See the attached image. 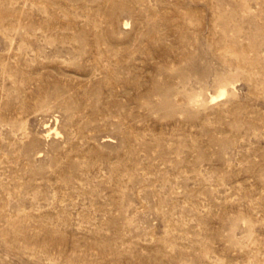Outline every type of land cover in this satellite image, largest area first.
Returning a JSON list of instances; mask_svg holds the SVG:
<instances>
[{"label": "rangeland", "instance_id": "rangeland-1", "mask_svg": "<svg viewBox=\"0 0 264 264\" xmlns=\"http://www.w3.org/2000/svg\"><path fill=\"white\" fill-rule=\"evenodd\" d=\"M0 264H264V0H0Z\"/></svg>", "mask_w": 264, "mask_h": 264}]
</instances>
